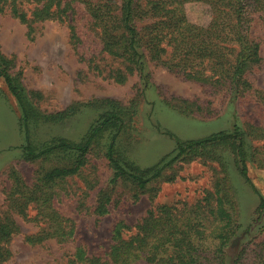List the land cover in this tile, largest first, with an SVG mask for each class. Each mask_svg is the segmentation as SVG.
Masks as SVG:
<instances>
[{"label":"rangeland","instance_id":"374dc122","mask_svg":"<svg viewBox=\"0 0 264 264\" xmlns=\"http://www.w3.org/2000/svg\"><path fill=\"white\" fill-rule=\"evenodd\" d=\"M111 6L113 15L120 16L121 0H112ZM185 9L192 23H209L206 5L191 3ZM251 37L259 44L260 61L244 78L253 92L235 93L226 85L186 80L149 59L144 61L143 74L131 70L124 59L104 50L101 29L82 2L72 0L64 20L23 23L8 12L0 13V53L8 74L42 117L30 127L35 146L53 138L78 142L101 114L115 108L124 120L116 139L118 155L126 163L146 169L174 156L175 139L196 140L238 127L244 135L251 180L247 183L236 172L228 149L216 148L174 161L162 177L140 191L125 180L112 183L113 169L104 158L103 139L87 157L85 173L93 184L86 197L79 202L85 189L74 177L75 185L51 201L68 220L67 242L50 237L33 243L41 227L46 229L49 224L35 219L39 209L34 203L28 206L27 217L10 207L16 178L31 186L41 169L66 165L71 159L58 155L35 161L24 158L20 110L0 80V219L9 214L19 226L0 264H72L80 253L107 257L118 225L131 228L125 232L128 237L154 207L180 206L182 202L193 205L212 191L218 177L224 179L239 225L226 248L227 261H233L244 247L241 264H257L264 243V213L259 216L257 211L259 196L264 198V29L260 22L253 24ZM69 109L75 110L72 117L49 120ZM101 200H107V213L102 216L96 214ZM39 212L45 213L43 209Z\"/></svg>","mask_w":264,"mask_h":264},{"label":"trees","instance_id":"16d2710c","mask_svg":"<svg viewBox=\"0 0 264 264\" xmlns=\"http://www.w3.org/2000/svg\"><path fill=\"white\" fill-rule=\"evenodd\" d=\"M82 2L94 25L103 34L104 50L124 59L131 70L143 74L144 61L181 75L184 79L228 86L230 91H252L244 78L252 66L259 63V44L251 37L255 22L264 29V0H121L120 16L112 13V0ZM71 2L63 0H0V13L8 12L23 23H35L50 19H66ZM201 3L210 11V21L200 26L188 20L186 5ZM144 24V25H143ZM148 79V76H144ZM0 80L15 99L19 110V126L23 136V155L27 161L46 159L48 156L70 158V163L41 169L35 182L27 186L16 178V190H12L10 207L19 215L27 217L32 203L45 213H37L35 219L48 227H41L36 240L47 238L67 242L70 230L68 220L52 206L53 198L67 193L75 185L74 177L84 184L79 202L92 189L93 180L85 173L88 155L94 145L105 139L104 158L113 169L112 183L118 180L130 182L137 190L146 189L159 179L171 163L190 159L216 148L228 149L234 160L236 172L249 184L251 180L246 162L244 135L238 127L232 132L222 131L205 138L176 140L174 156L164 164L140 169L126 163L117 153V137L124 126L123 113L118 109L107 110L90 126L84 136L74 142L53 138L45 145L35 146L31 141L30 127L42 117L25 100L22 91L12 80L6 62L0 53ZM258 94L259 92L254 91ZM264 100V97L261 98ZM69 109L50 121H63L72 117ZM47 119V118H43ZM223 178L218 177L212 191L193 205L182 202L177 205H158L134 227L118 225L113 231V244L107 257H83L79 254L72 264H241L243 247L237 257L227 261L226 248L239 230L234 216L235 208ZM25 192H22L21 190ZM107 200H101L96 214L107 213ZM259 216L264 213V198L259 196ZM38 221V220H37ZM19 226L11 215L0 219V263L8 254L7 245ZM257 264H264V243Z\"/></svg>","mask_w":264,"mask_h":264}]
</instances>
